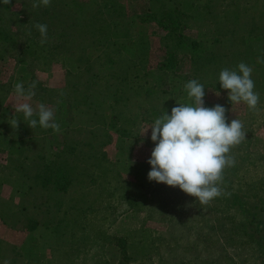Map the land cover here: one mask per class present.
<instances>
[{
	"label": "rangeland",
	"instance_id": "obj_1",
	"mask_svg": "<svg viewBox=\"0 0 264 264\" xmlns=\"http://www.w3.org/2000/svg\"><path fill=\"white\" fill-rule=\"evenodd\" d=\"M73 1L79 5L72 12L76 18L86 16L87 4L98 2ZM116 1L130 23L121 47L129 68L124 89L112 95L105 74L113 63L86 65L97 54L87 31L72 32L80 48L72 41L60 50L56 42L62 33L56 28L47 30V47L24 31L25 20H0L16 31L0 53L5 135L0 137V264H43L48 257L49 264H264V242L252 235L236 202L258 198L264 203V64L257 62L264 58V0H182L178 11L173 10L177 0L159 8L150 7V0ZM168 20L181 23L170 30ZM245 29L253 31L242 33ZM228 33L227 51L240 41L248 47L240 46L249 53L259 103L250 110L243 102L231 104L219 84L204 86L205 106H224L227 122L242 121L246 134L230 150L235 163L223 170L222 194L203 205L178 186L148 180L155 144L151 129L141 135L165 111L190 103L184 85L193 65L187 56L203 54L215 36ZM173 42L176 58L159 66L171 59ZM33 81L35 95L18 97L15 84L23 82L27 91ZM97 91L104 96L95 102L98 96L89 93ZM24 102L53 109L60 132L30 128L15 111ZM65 160L68 174L58 178L55 172ZM93 213L98 225L84 243L87 235L80 227ZM55 224L57 237L55 228L49 231ZM79 234L83 237L74 241Z\"/></svg>",
	"mask_w": 264,
	"mask_h": 264
},
{
	"label": "clouds",
	"instance_id": "obj_2",
	"mask_svg": "<svg viewBox=\"0 0 264 264\" xmlns=\"http://www.w3.org/2000/svg\"><path fill=\"white\" fill-rule=\"evenodd\" d=\"M0 2L9 5L12 0ZM50 4L51 0H34L32 7H48ZM34 27L40 33L39 43L43 46L48 41V26L36 23ZM257 62L264 64V58L258 57ZM237 68L238 71L229 68L220 71V87L228 90L231 104L243 102L250 110H256L259 93L254 91L253 68L244 62L239 63ZM36 83L33 81L27 91L23 82L16 83L17 96L30 100L35 95ZM184 88L191 103H178L171 109V114L165 111L141 135H146L151 129L150 138L155 144L147 161L151 165L147 178L168 186H178L186 194L197 198L200 204L206 205L222 194L219 182L223 170L235 163L230 150L245 139L246 131L243 122L238 119L227 122L224 106H205V87L196 79L186 82ZM15 111L23 113L24 121L32 129L39 125L57 133L61 130L55 121L54 110L43 103L36 109L28 102L20 103ZM34 115L38 119L33 118ZM18 121L12 122L15 128Z\"/></svg>",
	"mask_w": 264,
	"mask_h": 264
},
{
	"label": "trees",
	"instance_id": "obj_3",
	"mask_svg": "<svg viewBox=\"0 0 264 264\" xmlns=\"http://www.w3.org/2000/svg\"><path fill=\"white\" fill-rule=\"evenodd\" d=\"M165 1L169 0H150L151 5L150 7H161L164 5ZM174 1L175 0H170ZM179 1L178 4L173 8V10L178 11V6H180L182 0ZM34 0H12L11 4L4 5L0 2V20H18L21 18L22 20L26 21L25 30L26 33L33 36L34 38L40 40V33L38 29L34 27L36 23H43L48 26L47 30L50 28L57 29L62 35L60 36V40L56 42L57 48L62 50L69 47V43L72 41L76 42V45L80 48L82 44L78 42V37H74L72 32L78 34V32L83 29L87 31L92 39L90 49L96 51L97 53L94 58L93 54L92 60H88L86 65H90V67H94L98 61H101V64L98 65H107L109 63L112 64L111 72H107L105 75L109 76V85L110 87V95L116 93V91L120 92L124 89V84L127 82V69L129 68V64L124 63V59L126 58L123 54L121 47L125 46V41L128 36H126V32L130 26V23L126 21V14L124 8L120 6L116 0H98L95 3L97 5V9L94 6H90L87 4L85 6V13L86 16H81L76 18L74 13H72L76 8L74 6H79L73 0H51V4L48 7H39L33 8ZM84 2H81V5ZM159 4V5H158ZM94 10V11H92ZM161 13L166 14V10H162ZM170 13H167L166 16L168 17ZM171 14L169 15V17ZM164 19V18H162ZM68 20V21H65ZM82 20H88L86 23L82 24ZM181 23V20H168L167 26H169L170 30L175 28V25ZM13 25H6L5 28L0 25V53L2 49V45H4V41H13L14 33L16 31L10 32L7 28H12ZM104 29V32L102 30ZM253 29H245L242 33H252ZM102 32V33H101ZM179 35H177L178 37ZM230 33L227 35L215 36L214 42L212 46L205 50L203 54H194L188 55L189 62L193 65L192 72L190 75L186 76L188 79H196L199 83H205L204 86L206 87H215L216 85H220L219 83V73L224 68L235 69L238 71V64L244 62L247 64L249 60V53L246 49H243L240 46H245L242 41H240V46L234 44V50L228 51L225 49L226 41L229 40ZM174 40V39H173ZM193 42V41H192ZM62 44H68L66 46H62ZM48 47L51 44H44ZM194 46V43H192ZM50 47V46H49ZM176 47V42H173V46L169 48L168 54L171 59L167 60L166 62L159 64V66H163L166 63H171L173 58H176L174 55V48ZM173 48V50H172ZM245 48H248L245 46ZM203 52V51H201ZM198 52V53H201ZM257 54V53H256ZM83 59H85L84 55H82ZM78 61H81L80 58H76ZM75 59V61H76ZM178 59V58H177ZM195 64V66H194ZM81 63L75 64L77 68H79ZM100 67V66H98ZM260 74V71L257 75ZM254 77L253 75L251 78ZM205 78V79H204ZM208 78V81H207ZM109 80H106L107 82ZM207 81V82H204ZM98 91L95 94L89 93V97H96L98 96L99 99L95 98V102L101 101L103 96H100ZM107 94V95H108ZM106 95V96H107ZM109 96V95H108ZM94 99V98H93ZM109 102H114L111 98L107 99ZM191 103V101H190ZM90 105V103H89ZM2 106V101H0V107ZM4 131L0 130V137H4ZM65 149V148H64ZM66 161L60 163L59 172H55L56 174H60L58 178H64L68 174V168L63 167L66 164ZM54 175V174H53ZM234 196L231 198L233 199ZM236 201V199H235ZM240 207L243 209L244 213H246V217L249 223V230L251 231L252 235L255 238H259L264 242V203H262L258 198L250 199V198H239L236 201ZM30 222L34 219L32 217L27 218ZM99 218L96 216L95 213L92 214L90 221L85 222L82 224V228L80 230L83 233H86L87 238L84 243L90 240V234L94 231L91 228L95 225H98ZM66 221V220H65ZM34 225L37 222L33 223ZM54 234L56 237L60 232V227L58 225H51L49 226V231L54 229ZM73 232L76 231V226H74ZM86 231V232H85ZM76 233V232H75ZM88 233V234H87ZM74 241H78L83 237V234H79V238H76L75 235L72 236ZM92 240L95 239V236L91 238Z\"/></svg>",
	"mask_w": 264,
	"mask_h": 264
},
{
	"label": "crops",
	"instance_id": "obj_4",
	"mask_svg": "<svg viewBox=\"0 0 264 264\" xmlns=\"http://www.w3.org/2000/svg\"><path fill=\"white\" fill-rule=\"evenodd\" d=\"M49 261L50 260H49V257H48V258H46V261L45 262L43 261V264H49Z\"/></svg>",
	"mask_w": 264,
	"mask_h": 264
}]
</instances>
